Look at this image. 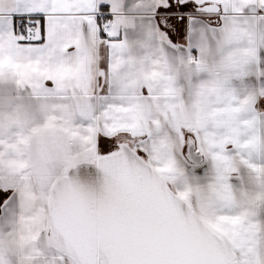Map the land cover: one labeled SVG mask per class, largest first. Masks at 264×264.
<instances>
[{
    "label": "snow or ice",
    "instance_id": "snow-or-ice-1",
    "mask_svg": "<svg viewBox=\"0 0 264 264\" xmlns=\"http://www.w3.org/2000/svg\"><path fill=\"white\" fill-rule=\"evenodd\" d=\"M8 83L75 145L36 183L0 158V264L22 222L26 264H264V199L232 195L242 168L264 191V0H0Z\"/></svg>",
    "mask_w": 264,
    "mask_h": 264
},
{
    "label": "crops",
    "instance_id": "crops-1",
    "mask_svg": "<svg viewBox=\"0 0 264 264\" xmlns=\"http://www.w3.org/2000/svg\"><path fill=\"white\" fill-rule=\"evenodd\" d=\"M183 72L190 74L194 79L196 78L194 69L186 68ZM9 89L14 91V85L8 83L0 86V90ZM39 103V101L28 99L25 96L16 108L0 110V145H3L0 158H4L6 163L11 160L12 163L21 168L32 167L33 183L37 181L35 174L37 164L44 171L57 174L60 172L69 150H74L75 145V141L71 145L69 144V131L65 121L67 110L58 108L53 113L51 106L46 105L44 112L37 114L36 107ZM256 118L258 119L256 123H252L248 127L254 126L256 131L258 129V135L255 131L253 139L258 145H264V121L259 117ZM25 153L28 154L27 158H25ZM262 160L264 161V159ZM251 167L264 172V164L262 166L256 160ZM240 186L241 188L244 187L243 185ZM205 187L207 185L203 181L199 184L193 182L188 191L195 196L200 188ZM246 188H251L250 195L255 196V199H262V191L258 190L255 185L246 186ZM247 195L249 197V193ZM237 196L240 197L238 194ZM40 214L46 215L45 212H40ZM30 226L22 222L15 234L4 236L6 264H26L27 253L31 251L33 243L39 236V232L34 233ZM37 229L41 228L37 227Z\"/></svg>",
    "mask_w": 264,
    "mask_h": 264
},
{
    "label": "rangeland",
    "instance_id": "rangeland-1",
    "mask_svg": "<svg viewBox=\"0 0 264 264\" xmlns=\"http://www.w3.org/2000/svg\"><path fill=\"white\" fill-rule=\"evenodd\" d=\"M194 76H197V73H194ZM193 79H194V77H193ZM257 120H258L257 118H254V122H253V120H244L243 123L245 125H247V126H250V125H252V123H256ZM256 132H257V135H258V129H257ZM259 132H260V129H259ZM71 148H73V147H71ZM256 161H257V163H260L263 166V164H264V161L263 160L261 161V159H257ZM238 175L239 176H242L243 179L242 180L237 179L235 181V183H234V189L235 190H233L232 195L235 198H237V199H239V198L241 199V198H245L247 196V193H249V197H247V198H249V199H255L254 198L255 196L250 195V193H251V190L250 189L251 188H246V186H249L250 187V186H253L254 185V182L250 179V174H249L248 170L246 168H243V171L242 172H239ZM240 185H243L244 187L241 188ZM205 189H206V187L205 188H200L198 190V192L196 193V195L199 194V193H201V192H203ZM235 191L240 196L239 198H238V196H237V194H236ZM261 197H262V199H264V191H262ZM257 200H259V198H257ZM33 224L36 227H39L41 229L47 228L48 227V224H47V214L45 216H43L42 214L39 213L37 215L36 220L33 221ZM30 227H32V225Z\"/></svg>",
    "mask_w": 264,
    "mask_h": 264
},
{
    "label": "flooded vegetation",
    "instance_id": "flooded-vegetation-1",
    "mask_svg": "<svg viewBox=\"0 0 264 264\" xmlns=\"http://www.w3.org/2000/svg\"><path fill=\"white\" fill-rule=\"evenodd\" d=\"M242 171H243V168L240 170V172H242ZM247 196H248V195H247ZM247 196H246V197H247Z\"/></svg>",
    "mask_w": 264,
    "mask_h": 264
}]
</instances>
